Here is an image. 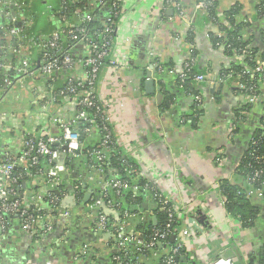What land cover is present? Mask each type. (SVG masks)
<instances>
[{
  "label": "crops",
  "instance_id": "1",
  "mask_svg": "<svg viewBox=\"0 0 264 264\" xmlns=\"http://www.w3.org/2000/svg\"><path fill=\"white\" fill-rule=\"evenodd\" d=\"M199 1L174 0L175 3L168 4L166 0H125L124 14L116 24L111 58L127 66L114 74L105 66L96 94L109 118L116 145L178 211L175 243L184 246L180 264H211L219 260L261 264L264 263V195L255 189L248 192L252 203L260 209V216L256 226L245 228L227 212L220 187L224 182L242 185L236 169L264 119V93L249 105L248 88L240 73H232L230 80H223L225 71L244 66L245 59L237 54L231 56L224 45L215 44L212 36L219 34V28L205 19L208 14L198 9ZM210 1L216 4L225 26H228L225 13L239 5L238 20L248 24L245 39L253 48L264 52V19L258 12L264 0ZM59 4V0L50 2L52 8ZM42 6L39 19L54 23L51 16L46 17ZM177 6L183 12L182 17ZM30 8L33 9L32 3L25 8L27 20ZM34 20L27 22L28 29ZM76 50V58L85 56L84 46ZM151 52L154 57H150ZM190 59L195 72L204 75L207 81H195L188 91L180 76ZM151 65L155 68L153 78L162 81V88L158 91L157 83L154 93L148 94L144 77ZM82 73L78 67L74 75L79 79ZM47 80L37 74L26 84L14 86L21 89L14 102L0 101V160L5 154L12 157L19 154L27 136L53 133L60 120L75 117L73 99L62 97L59 103H52ZM165 96L170 98L169 111L160 109ZM246 106L251 109L243 112ZM73 176L83 183L82 195L84 199L90 195L87 201L90 202L98 190V179L88 175L85 169L69 170L64 178L73 184L77 181ZM47 188L43 177L25 179L17 185L18 198L29 208H40L50 214L52 209L37 199L47 194ZM148 201L149 195L143 203L145 208L150 204ZM66 202L61 204V209H65ZM68 206L76 207L73 200ZM61 209L59 218L48 217L53 231L42 236L25 233L19 218L13 217L9 231L0 230V264H78L77 257L84 246L81 239L87 236L93 243L90 249L97 248L101 257H108L107 242L112 237L91 231L88 222L66 231ZM110 215L116 221L119 219L116 212ZM140 216L144 223H158L148 209ZM134 226L128 223L120 228L133 238L139 235ZM170 251L171 247H166L162 252ZM157 259L150 255L140 264H158Z\"/></svg>",
  "mask_w": 264,
  "mask_h": 264
},
{
  "label": "built area",
  "instance_id": "2",
  "mask_svg": "<svg viewBox=\"0 0 264 264\" xmlns=\"http://www.w3.org/2000/svg\"><path fill=\"white\" fill-rule=\"evenodd\" d=\"M166 1L168 4L175 3L174 0ZM59 2L60 9L57 11L58 13L53 12L49 8V10H52L51 17L56 28L49 36L43 37L31 36L27 32V22L32 21V18H29V20L24 18L27 6L25 1L0 0V77L4 78L5 86L8 88L5 90L6 92L0 91V101L5 99L6 95L15 85L26 84L37 74L53 82L56 74L68 73L69 81L66 84L67 87L61 92V95L73 98L76 111H78L73 119L59 121L57 124L59 136L53 133H46L34 136V139H25L21 153L15 161L8 154H5L4 160H0V230L3 233L9 231L10 220L16 216L19 218L21 229L25 233L42 236L53 231V224L48 221V217L51 219V216L46 215V212L44 213L40 208H29L18 198L17 185L25 179L30 180L34 177H43L45 179L48 187L47 194L43 198L37 197V199H42L43 203L52 209V212H58L64 201H74L76 207L67 208V210L60 212L66 231L71 230L72 227L73 216L70 212L71 209L78 208L81 210V223L88 222L89 219L94 217L93 214L96 212V207L104 205L103 198L107 197L106 192L109 189L113 190L117 195H121L129 190L139 191L138 186H131L128 182L121 181L116 176L110 182H106L103 177L108 148L113 144V132L109 125L110 121L106 115L107 113L103 109V103L98 99L96 94V86L100 73L106 66L105 63L108 57L109 62L106 67L109 68L110 73L122 72L127 66L126 64H121L117 58H111L115 42L116 24L124 14L125 0H59ZM73 3H86L84 9L75 10L74 22L68 17V12L72 8L71 5ZM211 6L212 4L205 0L199 1L197 5L198 9L205 15H207ZM87 7L92 9V13L100 12L103 17V40L101 42H93L90 39L91 34L97 35V33L88 30L86 27L88 23L95 20ZM262 10V8L259 9V11ZM177 12L179 16H183L180 6H177ZM216 38L222 40L224 34L219 33ZM81 45L86 48V54L82 58L76 59L73 51ZM217 46L220 47V44H217ZM37 52L40 55L39 59H35ZM154 55L151 52L150 57H154ZM242 55L245 57L247 53L242 52ZM192 65L193 59H190L180 76L182 82L192 74ZM78 67L83 71L79 79L74 75ZM249 75L255 81L257 80L247 90L248 104L253 105L259 100V92H264V63H259L254 72ZM194 78L197 83H205L207 81L204 75H195ZM54 90V84L48 83V91L49 94L51 92L50 100H52V103L57 101L56 97L53 96ZM78 95L80 97L75 98ZM49 106H52V104H49ZM84 109H95L96 115L89 119L83 113ZM83 118H86L90 126L85 129V133L92 134L96 131L94 126L97 124L98 118L103 124L102 131L104 133V137L97 148L92 152L86 153L96 164L92 169V173L98 179L99 184L98 190L95 195L93 194L94 197L90 202H86L82 195L81 189L83 188V183L80 181L73 184L69 183L68 190L61 189L66 182L64 176L68 173L65 160L76 161L80 160L83 156L79 133L73 127L74 122ZM42 158L47 159L49 164L54 165L45 170H39L35 174L31 173L30 170L37 168ZM18 167L23 168L24 176L15 175V170ZM139 176L148 180V176L146 178L141 171ZM262 178H264V169L255 171L247 182L249 185L254 186L260 184ZM154 185L152 184L153 189L151 188L152 192H149V194L152 193L155 197L159 198L160 196L154 193L156 192L154 189H158ZM261 185L263 186L259 187L260 189L258 188L257 191L264 195V183ZM161 196L163 197L162 211H168L170 223L166 225V230L158 231L150 243L143 244L145 252L148 251L152 253V257L156 256L158 258L159 252L156 251V245L162 247L161 243L168 238L169 229L178 220V211L171 200L165 198L162 192ZM82 198L88 203V206L81 204L80 200ZM37 199L33 197L34 201ZM92 202L93 204H89ZM109 204L111 205V203ZM170 205L172 209L167 210V206ZM107 224V216L98 214L97 230L95 232L103 235V232L107 229ZM113 228L117 230V227L114 225ZM130 241H132V238L125 237V239L119 241L118 247L122 250L126 249ZM90 248V244H86L80 253L83 252L85 254L90 251ZM183 249L184 246L182 244L175 243L171 247V251L158 264H180L176 256ZM77 258H80V256L78 255ZM115 261L123 264L120 258H116ZM211 264L231 263L219 260Z\"/></svg>",
  "mask_w": 264,
  "mask_h": 264
},
{
  "label": "trees",
  "instance_id": "3",
  "mask_svg": "<svg viewBox=\"0 0 264 264\" xmlns=\"http://www.w3.org/2000/svg\"><path fill=\"white\" fill-rule=\"evenodd\" d=\"M212 4L211 8H209L208 16L205 18L207 21H209L211 24L218 26L219 33L224 34V38L222 40L214 38L215 44H220L221 46L226 47V52H228L231 56L233 55H239L243 56L242 52H246L247 56L244 57V66H239L238 68H233L232 70L225 71L222 75L224 78L223 80L231 78V74H237L240 73L243 76V80L245 85H247V88H250L253 83L257 82L254 79L251 78L249 74L254 72L255 68L259 63H264V52H260L257 49L253 48L251 44H249L248 40L244 37V32L246 28L248 27V24L241 22L238 20V16L241 13V8L239 5L234 6L230 11L225 13L224 19L227 22L228 26H225L222 24L221 19L216 11V4L213 3L210 0H205ZM26 4L32 3V10L31 8L28 9V13H30V18L34 20V24L31 26V29H27V32L31 36H43L47 37L49 36L54 30L55 25L54 23L50 22L48 23L47 20L39 19L41 17V8H40V0H25ZM72 8H70V11L68 12V17L71 21L74 22L75 18V10L77 9H84L86 7V3H73ZM45 12L46 17L51 16L52 10L53 12L58 13L60 9V5L57 8H52L50 3H46L43 1L42 6ZM51 8L52 10H49ZM262 8V11H259L260 17L264 19V2L259 4L258 10ZM89 11L92 13V9L87 7ZM29 15V14H28ZM95 20L88 23L86 25L87 29L90 31H94L97 33V35L91 34L90 39H92L93 42L96 41H102V24H103V17L101 16L100 12L92 13ZM32 20V21H33ZM100 36V37H99ZM189 40L192 41V36H189ZM77 50L75 49L73 51V55L75 56V53ZM13 58V57H12ZM40 55H35V59H39ZM11 59V58H10ZM79 59V58H76ZM109 62V57L106 59L105 65L107 66V63ZM236 69V70H235ZM199 75L195 72V67H192V74L184 81L182 84L184 85V88L189 91V87H193V84H195L194 76ZM233 77V76H232ZM9 80H12L8 78ZM258 79V77H257ZM47 83H53L55 90L53 92V96L56 97L57 102L62 99L63 95H61V92L67 87V83L69 81V74L68 73H59L54 76V81L50 82L47 80ZM5 81L3 77H0V91L6 92L5 90L8 89L5 86ZM194 92V91H193ZM263 91H260V96L263 94ZM6 95V94H5ZM3 96V95H2ZM7 96V95H6ZM78 97L75 98H79ZM73 99V98H72ZM170 98L165 96L163 103L160 105V109L162 111H169L171 108ZM104 109V108H103ZM251 109L250 106H246V109L243 112H247ZM105 110V109H104ZM78 112V111H77ZM200 112V111H199ZM83 113L88 117L89 119L91 117H94L96 115L95 109H84ZM195 113V112H194ZM195 115V114H194ZM240 118V115H238ZM237 118V119H239ZM74 130L79 133L80 136V142L82 144V153L83 156L80 160H65V165L69 170H72L75 172H79L80 170L85 169L87 171L88 175L93 174V168L96 166V164L87 156V152L94 151L97 146L100 144L104 137L103 133V124L98 118L97 124L94 126L96 128V131L92 134L85 133V129L90 127L88 124V121L86 118H83L81 120H78L74 122L73 124ZM53 134L56 136H59V130L57 127L53 130ZM112 142L113 144L108 148V155L106 160V166L105 172L103 177L105 178L106 182H110L112 178L115 176L118 177L121 181L128 182L131 186H138L139 191H133L129 190L121 195H117L113 190L109 189L106 194L107 197L103 198L104 205H98L96 207V212H94V217L88 220V227L95 232L97 230V216L98 214L106 215L108 219L107 229L105 232H103V235H109V237H112L107 242V249L110 251L109 256L107 257H101L100 251L97 248L90 249L89 252L83 254L80 253L79 256V263L80 264H119L115 261L116 258H120L123 264H140L143 258H148L152 253H149L148 251L145 252V246L143 244L150 243L155 234L158 231H164L166 230V225L170 223L169 219V213L168 211H162L163 208V197L161 196V192L158 189H154V193H156L158 197H155L154 194H149V192H152L153 189L152 184L145 178H142L140 175V168L136 165V163L128 156L126 155L115 143V137L112 135ZM35 137L32 135H29L26 137V139H34ZM21 153V152H20ZM17 154L15 157H11L12 160H16L17 157L20 155ZM3 156V155H2ZM260 158V160H258ZM2 160L5 159L1 158ZM54 165V164H52ZM48 163L47 159H41L40 164L37 168L31 169L30 172L35 174L39 170H45L52 166ZM75 169V170H74ZM264 169V119L259 123L257 129L255 130L251 144L249 149L245 152L243 155L240 164L238 168L236 169V174L239 177V179L242 182V185H234L228 182H224L221 187L220 191L222 195L225 198V206L227 212L234 218H237L242 225L245 228H251L256 226L259 216H260V209L254 205L251 201V199L248 196V192H250L251 189L257 190L259 187L263 186L261 184L264 183V178L260 181V184H256L254 186L249 185L247 182L248 179H250L254 172L257 170ZM15 175L17 176H24L23 174V168L18 167L15 170ZM78 176V175H77ZM73 180L75 177H72ZM76 182H79V179ZM69 181V180H68ZM66 179L65 185L61 187V189L68 190L69 183ZM152 188V189H151ZM260 189V188H259ZM147 195H149V205L148 208H145L143 203L147 200ZM162 197V199H161ZM81 204L83 206H88V203L84 201L82 198L80 200ZM111 203V205L109 204ZM87 204V205H86ZM89 204H93L89 203ZM109 206V207H108ZM62 207V206H61ZM59 208V210L61 209ZM110 211V213L105 212V208ZM148 209L157 217L158 223L157 225H154L153 222H147L144 223L141 221L140 214L144 213L145 210ZM172 207L167 206V210H171ZM62 212L67 209H61ZM80 211L78 208L71 209L70 212L72 213V227L75 228L81 223L82 216L80 214ZM87 212V211H86ZM116 212L119 216V219L116 221V219L111 216L110 214ZM43 215L42 213H40ZM39 214V215H40ZM46 215L59 218V212H49L47 211ZM119 221V222H118ZM118 222V223H117ZM132 223L134 226V231L138 233L139 235L132 238V241L128 243L126 249H120L118 247L119 241L129 238L130 235H126L123 229L121 230V226L124 224ZM113 224H119L120 227H117L119 229L115 230L113 228ZM179 226V221L177 220L176 223L172 224L171 229L168 231V238L164 241H162V247L159 245H156V251L159 253V258L157 259L158 263L162 258H164L167 254L163 253L162 251L164 249L172 247L175 245V243H171V237L176 235L177 229ZM82 240V245L85 244H93L91 241V237L87 236ZM79 240V241H81ZM85 242V243H84ZM90 244V245H91ZM82 250V249H81ZM183 253V250L176 256V259L178 263H180L181 254ZM78 263V264H79ZM264 264V263H261Z\"/></svg>",
  "mask_w": 264,
  "mask_h": 264
},
{
  "label": "water",
  "instance_id": "4",
  "mask_svg": "<svg viewBox=\"0 0 264 264\" xmlns=\"http://www.w3.org/2000/svg\"><path fill=\"white\" fill-rule=\"evenodd\" d=\"M154 70H155V68L153 67V65H151V67L148 69V71L145 74L146 76L144 77V85L146 87V91H147L148 94H153L154 93L155 88H156L155 86H156L157 83L160 85V86L158 85L159 86L158 87V91L159 90L161 91V88H162V85H161L162 84V81L159 80V79L153 78V71ZM159 98H161V95L160 94H159ZM89 197H90V195H86V199H85L86 202L88 201V198ZM68 203H70V202L69 201L66 202L65 209L69 208ZM105 212L107 214L110 213V211L108 209H106V208H105ZM154 221L156 223V219ZM175 240H176V236L174 235V236L171 237V243L174 244L175 243Z\"/></svg>",
  "mask_w": 264,
  "mask_h": 264
},
{
  "label": "rangeland",
  "instance_id": "5",
  "mask_svg": "<svg viewBox=\"0 0 264 264\" xmlns=\"http://www.w3.org/2000/svg\"><path fill=\"white\" fill-rule=\"evenodd\" d=\"M43 1H45L46 3H50L52 2L53 0H40L39 4L40 6H42L43 4ZM21 91V89H16V88H13L8 94L7 96L5 97L4 101L5 103L7 104L8 102H14L16 100V96L17 94H19ZM23 95H24V91H22ZM6 106H10V105H6ZM13 106V105H12Z\"/></svg>",
  "mask_w": 264,
  "mask_h": 264
}]
</instances>
